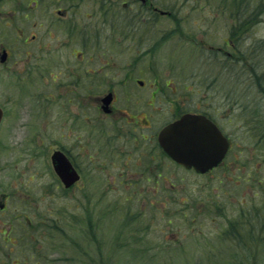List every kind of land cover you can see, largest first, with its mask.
Returning a JSON list of instances; mask_svg holds the SVG:
<instances>
[{"label": "rangeland", "instance_id": "374dc122", "mask_svg": "<svg viewBox=\"0 0 264 264\" xmlns=\"http://www.w3.org/2000/svg\"><path fill=\"white\" fill-rule=\"evenodd\" d=\"M152 1L174 17L151 21L158 24L153 68L143 41L136 48L144 76L136 73L127 86L138 92L144 79L186 108L214 112L234 139L228 170L174 169L173 190L156 194L123 189L117 170L110 173L115 182L94 173L82 189L66 190L50 158L60 140L71 146L69 127L62 126L60 139L55 121L64 100L41 123L32 104L49 95L48 83L44 91L30 78L24 120L6 119L0 128V200L10 194L0 210V264H264V215H255L264 206V149L251 137L252 128L264 132V11L252 21L249 6L261 0ZM12 82L0 66V102L8 106ZM244 207L253 220L248 228L258 226L261 239L227 240L225 230Z\"/></svg>", "mask_w": 264, "mask_h": 264}, {"label": "flooded vegetation", "instance_id": "af4514ba", "mask_svg": "<svg viewBox=\"0 0 264 264\" xmlns=\"http://www.w3.org/2000/svg\"><path fill=\"white\" fill-rule=\"evenodd\" d=\"M159 16L174 17L152 0H0V66L13 80L9 89L16 90L9 106L0 102V128L6 119L14 124L24 120L27 101L23 102V97L31 96L26 86L30 78L39 79L42 90L48 83L49 95L42 93L41 100L32 104L36 109L33 116L44 124L52 104L56 107L64 100L55 121L61 127L60 139L62 126L69 127L71 146L60 140L55 150L68 157L79 176L68 190L82 189L94 173L102 175V183L108 182L107 177L115 170L125 190L139 194L173 190L174 169L197 172L173 159L162 146L160 133L185 114L206 116L229 141L224 159L206 174L217 168L228 170L226 163L234 139L214 112L186 108L161 96L162 87H147L144 79L137 80L142 91L127 86L137 79L136 73L144 76L137 68L140 51L136 47L143 41L149 43L144 52L150 59L154 56L157 33L153 30L158 24L151 21ZM130 19L133 21L127 22ZM126 40L132 43L125 49ZM213 49L231 56L222 49ZM126 51L132 53L126 55ZM39 131L40 140L42 127ZM1 198L0 210L4 211L10 194L1 193ZM156 203L150 199V205ZM26 219L30 221L28 216Z\"/></svg>", "mask_w": 264, "mask_h": 264}, {"label": "water", "instance_id": "95a60500", "mask_svg": "<svg viewBox=\"0 0 264 264\" xmlns=\"http://www.w3.org/2000/svg\"><path fill=\"white\" fill-rule=\"evenodd\" d=\"M2 110L0 108V121ZM165 150L179 163L206 172L224 158L229 142L217 125L203 115L186 114L160 133ZM55 171L66 187L78 178L69 159L60 151L52 154Z\"/></svg>", "mask_w": 264, "mask_h": 264}, {"label": "trees", "instance_id": "16d2710c", "mask_svg": "<svg viewBox=\"0 0 264 264\" xmlns=\"http://www.w3.org/2000/svg\"><path fill=\"white\" fill-rule=\"evenodd\" d=\"M249 6H250V11H251V16L253 17L252 21H255V19H258V16L261 15V13H263V11H264V1L261 0L257 5H251V2H249ZM243 15L245 17V22L244 23H247L246 18H247V15H249V14L248 13L246 14L244 12ZM238 21H239V18H238ZM252 118H254V117L252 116ZM255 120H256V116L253 119V123L252 124H254ZM251 130H253V131H251L252 132L251 135H253L251 137L252 138H254V137L257 138L256 142H259V144H260L259 146L262 149H264V132L259 133L254 128H252ZM255 215L258 218L260 216L264 215V206H262L261 208H258V210L255 213ZM252 223H253V220L250 217V213H249L247 207L246 208L244 207L240 211L239 219L236 222L230 223V226H229V228L227 230H225L224 235H225L226 238H228L227 240L236 239V240H239L241 242H243L245 240H248V239L255 238V237H259L261 239L260 233H256V231L257 230L259 231V227L258 226H260V230L263 229L264 218L262 220L260 219V223H259L258 226H252L251 227L252 230H251L248 227Z\"/></svg>", "mask_w": 264, "mask_h": 264}]
</instances>
